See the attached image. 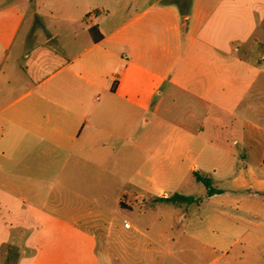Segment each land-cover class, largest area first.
<instances>
[{
  "label": "crops",
  "instance_id": "1",
  "mask_svg": "<svg viewBox=\"0 0 264 264\" xmlns=\"http://www.w3.org/2000/svg\"><path fill=\"white\" fill-rule=\"evenodd\" d=\"M186 152L216 193L176 191ZM105 182L130 213L126 182L196 216L117 217ZM212 222L251 254H214ZM261 245L264 0H0V264H231Z\"/></svg>",
  "mask_w": 264,
  "mask_h": 264
},
{
  "label": "rangeland",
  "instance_id": "2",
  "mask_svg": "<svg viewBox=\"0 0 264 264\" xmlns=\"http://www.w3.org/2000/svg\"><path fill=\"white\" fill-rule=\"evenodd\" d=\"M184 117H185V114H183V118ZM186 155L187 156H186V158L183 159L181 166H180V169H179V172H181V174H182L183 180L181 182H175L176 191L178 193H182V194L200 195V193L203 192L206 188L204 186V183L197 180L196 176L201 175V176L207 177V172H206L207 170H206V166L204 164V160L202 159V157L201 158L199 157L197 160L194 158H190L188 156V152H186ZM157 157L156 156L150 157V163H151L150 168H151V170L154 167H156V165H154V164L157 163V160H158ZM152 163H154V164H152ZM208 183L212 189H215L214 188L215 183L211 179H209ZM125 185L129 191V193H128L129 195L124 196V198H123L124 201H127L131 206L137 201V203L133 206L134 212H132V213H130L128 210H126L125 208L118 205V203L116 204V202L114 200L113 195L118 190L119 186H117L116 184H110V182H105V183H103V186H102V188H103L102 192L106 196L104 201H105V203H107V204H105V205L103 204V205H104V207H106L109 210L117 209L118 210L117 217H121L124 214H128L130 219H132L133 221H137L138 223H141V222H143V220L144 221L147 220V218L149 216L152 219L156 220L157 216L159 215V212L161 210H163L164 208L170 209L171 211H173L174 213H176L178 215H180L181 213H184V211L187 210L188 215H187V221L186 220L184 221L185 223L190 222V220L196 216L195 212H197V205L189 206V204L186 202H180V203L157 202L153 205L154 209H152L150 211L145 207V204L151 203L150 198L148 197L143 201H142V199L136 200L131 194L135 193L137 191V188L136 187H130L127 182ZM78 191L81 192L80 187L77 186V184H76L75 186H73L71 188L70 192L75 193ZM88 193H91V195H92V191L88 192ZM96 198L97 197H95V196H91V198L89 197L88 199H91L92 201H94V199H95L96 204H99L102 202V198H100V197H99L100 199H96ZM64 199L66 201H68L69 204H76L77 205L78 203H81V198H79L75 195H68V196L64 197ZM208 232H209V235L214 238L213 240L210 241L209 246L214 249V254H216V255L223 253L225 250H227L229 256H234V255H238L241 253H245L247 255H250L252 252L250 246H245V245H242L239 243L232 244V242H230V244H223L222 245L217 240V238L222 234V229L220 228V226H218L214 222H212L208 225ZM187 247H189V249H190L189 245ZM257 252L261 256H263L262 259L258 262L255 261L253 258L248 257V258H246L245 261H242V262L231 261V264H264V245L257 246Z\"/></svg>",
  "mask_w": 264,
  "mask_h": 264
},
{
  "label": "trees",
  "instance_id": "3",
  "mask_svg": "<svg viewBox=\"0 0 264 264\" xmlns=\"http://www.w3.org/2000/svg\"><path fill=\"white\" fill-rule=\"evenodd\" d=\"M89 34L93 40V42H98L102 39V34L100 33L99 29H98V26H93L89 29ZM197 180L204 183V185L207 187L208 189V194H213V193H216L217 190L215 189H212L208 183L209 179L205 176H201V175H197L196 176ZM194 197L192 196H186V195H181V194H174L168 198H166L167 201H170V202H187V203H190V202H193L194 201Z\"/></svg>",
  "mask_w": 264,
  "mask_h": 264
},
{
  "label": "built area",
  "instance_id": "4",
  "mask_svg": "<svg viewBox=\"0 0 264 264\" xmlns=\"http://www.w3.org/2000/svg\"><path fill=\"white\" fill-rule=\"evenodd\" d=\"M124 226H125L126 228H129V227L131 226V223H130L129 221L125 220V221H124Z\"/></svg>",
  "mask_w": 264,
  "mask_h": 264
}]
</instances>
